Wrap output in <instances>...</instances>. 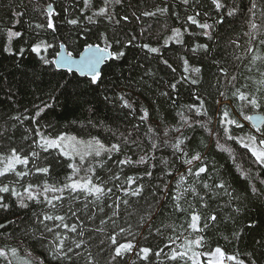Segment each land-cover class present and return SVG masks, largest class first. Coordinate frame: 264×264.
Instances as JSON below:
<instances>
[{"label": "snow or ice", "instance_id": "1", "mask_svg": "<svg viewBox=\"0 0 264 264\" xmlns=\"http://www.w3.org/2000/svg\"><path fill=\"white\" fill-rule=\"evenodd\" d=\"M2 6L0 264H264V0Z\"/></svg>", "mask_w": 264, "mask_h": 264}, {"label": "trees", "instance_id": "2", "mask_svg": "<svg viewBox=\"0 0 264 264\" xmlns=\"http://www.w3.org/2000/svg\"><path fill=\"white\" fill-rule=\"evenodd\" d=\"M8 3V0H0V17L3 18V20L7 23L8 19H9V15L7 13V9L5 7H3L2 5H5ZM245 3H247V0H245ZM177 11H183V9H177ZM25 20H27V17H25ZM148 23H152L151 20L148 21ZM166 23L168 25H172L175 23L174 20H168L166 21ZM147 26V25H145ZM25 27H27V25L25 24ZM160 26H157V30H159ZM230 27H235L237 32L233 33V37L239 33L244 31L243 28V21H238L237 23H235L234 25H231ZM17 28H19V26H17ZM23 31V29H20ZM192 30L198 32L199 29H195L193 28ZM139 31V29L137 28V32ZM6 37H4V40L6 41ZM82 49L78 48L75 51H73V55L78 54L79 51ZM55 51L56 50H50L49 55L50 56H54L55 55ZM69 51H72V49H69ZM231 52V49H229V53ZM133 53H129V59L131 60ZM169 55H171V53H169ZM134 62V61H133ZM34 61L31 58H26L24 61V64L22 67L20 68H16L13 66V62L11 60L5 59L4 57L0 56V74L6 75L8 76L9 80L12 81H16V82H20V81H24L26 80V75H31V73L34 70H38V69H34L33 67ZM102 68L104 67L103 65L101 66ZM105 72L110 73L112 71V69H108V68H104ZM124 70L127 73V65H124ZM75 72V71H74ZM63 74V70L61 71L60 74L57 75V79H59V75ZM51 77L48 75L44 76L45 80L50 79ZM67 80H71L73 82V85H75L77 80H85L86 78L82 75H79L78 73L75 74V76H73L72 73H68L66 76ZM0 87H6L5 85H0ZM34 86H30L26 89H24L17 97V99L22 103V104H28L29 102H31L33 100L31 93V89ZM76 91L75 87H70L68 90V94L72 93ZM66 94V95H68ZM3 94L0 93V99H3ZM59 102L61 105H65V107L61 108L59 106L55 107V111L52 112L50 114V119L52 120L53 124H58L59 127L61 129H67L68 131L72 132L73 134H75L74 130H77V125H76V118L79 115L78 112H76L75 110V106L74 104L71 102L70 99L67 100L66 102V96H60L59 97ZM101 111L104 112L105 109H103V107L101 106ZM251 114V113H248ZM239 118V117H238ZM242 123H244L246 125V130L247 127H249V122L243 121L241 120ZM199 138V137H198ZM60 171V170H58ZM63 177L61 176V179ZM13 211H16L19 215H22L23 213L20 210H16L14 209ZM255 212V210H253ZM6 214H0V223L5 224V226H7V220L4 219V216ZM256 215V219H260V215L257 213ZM8 219H12V217H8ZM11 229H9L10 231ZM157 240H153L152 243L155 244L157 243Z\"/></svg>", "mask_w": 264, "mask_h": 264}, {"label": "water", "instance_id": "3", "mask_svg": "<svg viewBox=\"0 0 264 264\" xmlns=\"http://www.w3.org/2000/svg\"><path fill=\"white\" fill-rule=\"evenodd\" d=\"M82 51V49L79 51V53ZM79 53L78 54H75V55H73V58H75V59H78L79 58ZM55 56V55H54ZM73 71H76L75 69H73ZM76 73H78V72H76ZM79 75H81L80 73H78ZM83 76V75H82ZM252 114H258V113H251L250 115H252Z\"/></svg>", "mask_w": 264, "mask_h": 264}]
</instances>
